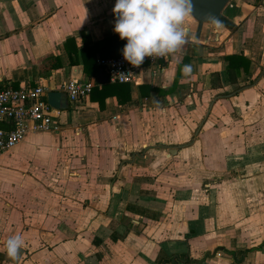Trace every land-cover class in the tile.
Segmentation results:
<instances>
[{
    "label": "crops",
    "instance_id": "1",
    "mask_svg": "<svg viewBox=\"0 0 264 264\" xmlns=\"http://www.w3.org/2000/svg\"><path fill=\"white\" fill-rule=\"evenodd\" d=\"M115 3L0 0V89L94 84L58 129L0 153V264H264L263 0H230L234 29L198 39L190 16L188 43L122 103L98 65L126 44ZM237 53L250 63L230 84Z\"/></svg>",
    "mask_w": 264,
    "mask_h": 264
},
{
    "label": "clouds",
    "instance_id": "2",
    "mask_svg": "<svg viewBox=\"0 0 264 264\" xmlns=\"http://www.w3.org/2000/svg\"><path fill=\"white\" fill-rule=\"evenodd\" d=\"M192 11V0H116L114 31L127 40L124 59L139 67L146 57L164 58L178 52L189 41L187 22ZM181 71L190 76L193 68L186 64ZM24 246L19 233L5 241L7 255L13 260L19 259Z\"/></svg>",
    "mask_w": 264,
    "mask_h": 264
},
{
    "label": "built area",
    "instance_id": "3",
    "mask_svg": "<svg viewBox=\"0 0 264 264\" xmlns=\"http://www.w3.org/2000/svg\"><path fill=\"white\" fill-rule=\"evenodd\" d=\"M127 43V40H126ZM166 59L146 57L139 67L131 65L124 59L123 53L109 58L98 59L111 83L134 84L137 71L145 65H158ZM94 84L90 81L70 79L63 85L68 108L72 110L86 100ZM48 90L42 85H22L13 88L9 85L0 89V153L11 150L28 132L53 131L59 128L57 121L62 109L50 106L46 99Z\"/></svg>",
    "mask_w": 264,
    "mask_h": 264
},
{
    "label": "water",
    "instance_id": "4",
    "mask_svg": "<svg viewBox=\"0 0 264 264\" xmlns=\"http://www.w3.org/2000/svg\"><path fill=\"white\" fill-rule=\"evenodd\" d=\"M230 0H192L193 11L191 17L196 22L195 38H199L200 34L206 26L224 27L227 30H233L235 24L224 14V9ZM264 4V0H263ZM214 20L221 22L220 26L214 23ZM47 102L56 109L65 110L68 108L67 96L64 91L49 90L46 94ZM198 133V130H196ZM176 147L170 149V153H175Z\"/></svg>",
    "mask_w": 264,
    "mask_h": 264
},
{
    "label": "trees",
    "instance_id": "5",
    "mask_svg": "<svg viewBox=\"0 0 264 264\" xmlns=\"http://www.w3.org/2000/svg\"><path fill=\"white\" fill-rule=\"evenodd\" d=\"M224 59L226 61V72H227V76H228V81L230 84H236L240 69L242 68L244 70H247L249 67L250 61L242 53L226 55L224 57ZM50 68L51 67H46L45 65H43V63L40 65V70L42 72L45 70L47 71ZM126 85L127 84H125V83H114L113 84V86L116 88V90H114V92L117 95L119 103H122L124 101L123 96H125V97L127 96L128 88ZM172 88H173V86L170 88V90ZM1 124H3V123L0 122V127L4 126Z\"/></svg>",
    "mask_w": 264,
    "mask_h": 264
},
{
    "label": "rangeland",
    "instance_id": "6",
    "mask_svg": "<svg viewBox=\"0 0 264 264\" xmlns=\"http://www.w3.org/2000/svg\"><path fill=\"white\" fill-rule=\"evenodd\" d=\"M214 28H215V27H214ZM214 28H213V29H214Z\"/></svg>",
    "mask_w": 264,
    "mask_h": 264
}]
</instances>
